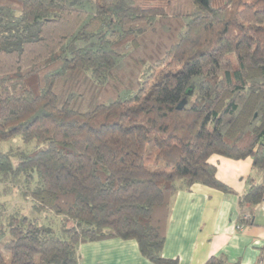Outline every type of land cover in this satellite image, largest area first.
<instances>
[{"label": "trees", "instance_id": "obj_1", "mask_svg": "<svg viewBox=\"0 0 264 264\" xmlns=\"http://www.w3.org/2000/svg\"><path fill=\"white\" fill-rule=\"evenodd\" d=\"M14 138L0 199L28 207L0 200V264H79L114 239L175 264L173 197L229 190L212 156L252 161L240 209L264 199V0H0V144Z\"/></svg>", "mask_w": 264, "mask_h": 264}, {"label": "crops", "instance_id": "obj_2", "mask_svg": "<svg viewBox=\"0 0 264 264\" xmlns=\"http://www.w3.org/2000/svg\"><path fill=\"white\" fill-rule=\"evenodd\" d=\"M216 178L228 192L193 185L171 202L162 256L175 264H257L264 257V213L259 207H239L248 189L252 161L212 156ZM240 215L246 222L240 221ZM239 227V229H238ZM79 264H153L142 258L134 241L108 240L82 245Z\"/></svg>", "mask_w": 264, "mask_h": 264}, {"label": "rangeland", "instance_id": "obj_3", "mask_svg": "<svg viewBox=\"0 0 264 264\" xmlns=\"http://www.w3.org/2000/svg\"><path fill=\"white\" fill-rule=\"evenodd\" d=\"M220 0H214L215 3L219 2ZM1 149L8 150V149H15L19 146H21V141L18 138L11 139L8 142H3L0 144ZM6 202V207L8 210H15V209H23L28 207V203L25 202V200H22L17 194H13L11 196H8L4 199ZM24 210V209H23ZM25 215H27L30 219H34L39 225H44L52 228L53 230L59 229V223L56 220V216L52 214L51 212L44 211V212H30V209L28 211H23Z\"/></svg>", "mask_w": 264, "mask_h": 264}, {"label": "built area", "instance_id": "obj_4", "mask_svg": "<svg viewBox=\"0 0 264 264\" xmlns=\"http://www.w3.org/2000/svg\"><path fill=\"white\" fill-rule=\"evenodd\" d=\"M259 208L264 213V199H263L262 203L260 204ZM238 229H239V227H238ZM257 264H264V257L261 258Z\"/></svg>", "mask_w": 264, "mask_h": 264}]
</instances>
